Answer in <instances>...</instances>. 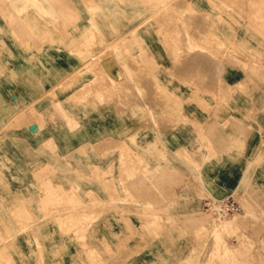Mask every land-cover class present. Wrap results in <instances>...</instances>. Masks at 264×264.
I'll list each match as a JSON object with an SVG mask.
<instances>
[{
    "label": "rangeland",
    "instance_id": "obj_1",
    "mask_svg": "<svg viewBox=\"0 0 264 264\" xmlns=\"http://www.w3.org/2000/svg\"><path fill=\"white\" fill-rule=\"evenodd\" d=\"M116 1L101 0L103 20ZM190 1L134 0L138 24L123 40L106 43L104 29L100 35L87 30L86 37L80 35V47L75 43L64 48L86 61L54 85H32L38 93L17 101L9 97L15 79L35 78L38 63L29 60L31 55L14 60L13 50L30 54L42 47L36 43L47 39L61 43L78 38V30L71 28L76 27L78 0H0V264H264V144L257 147L253 142L264 133V0ZM86 2L92 5L94 0ZM143 33L160 39V45L148 52L141 44H124L126 39L137 42ZM194 44L208 51L197 54ZM198 56L207 63L219 62L221 77L209 76L207 63L194 60ZM173 86L192 90L196 99L182 101L181 108L165 89ZM233 87L239 93L231 94ZM47 98L48 110L41 102ZM191 102L203 117L238 116L245 124L251 142H244L239 153L246 155L242 159L247 165L255 155L259 158L229 190L198 181L206 173L223 181L230 157L197 158L186 150L147 146L144 150L137 140L142 127L136 124L143 115L164 137L175 123L190 122ZM99 106L105 131L109 134L112 127L122 140L107 139V133L93 135L87 117L99 113ZM35 108L40 115L34 118ZM127 117L135 122L128 149ZM35 119L37 134L28 129ZM49 134L56 136V146L48 145ZM97 137L102 139L86 141L77 151L63 148ZM229 196L240 211L227 216L196 203ZM217 215L229 221L218 239L209 232V221L192 220Z\"/></svg>",
    "mask_w": 264,
    "mask_h": 264
},
{
    "label": "crops",
    "instance_id": "obj_2",
    "mask_svg": "<svg viewBox=\"0 0 264 264\" xmlns=\"http://www.w3.org/2000/svg\"><path fill=\"white\" fill-rule=\"evenodd\" d=\"M101 5V0H94V3L92 5L87 4L86 0H78L76 7V27H71L72 29L75 28L78 30V38L70 37L68 40L64 39L65 41H62L61 43L59 41L47 39L44 44L36 43V46L42 47L32 49L30 54L24 52L21 48H15L13 50V55L15 56L14 60L23 61V57L31 55L29 60L37 61L38 66L35 78L27 79L25 76L20 75L19 78L15 79V88L12 91L13 96H9L10 98L14 97L17 101L25 100L27 98V95L38 93L31 88L32 85L37 84L38 87L42 86L43 88L54 85L56 81L60 79V77H62V75H65V73H69L70 71L77 69L81 64V61H86V58L82 60L79 54L74 55L64 48L67 45L69 46L75 43H82L80 42V35L83 33V36L86 37L87 30H98V34L100 35V31L104 29V32L107 34V36H104L103 31L102 35L104 36V39L107 43L109 42V39H114L116 41L118 39L119 41L120 38H123L124 35L128 34L129 32H131V30L133 31L136 28V25L138 23L137 21H134L133 18L134 0H117L115 7L111 8L109 11L108 19L105 20H103V17L99 13V11L101 10ZM146 28L147 27H142L143 31L146 30ZM147 29H149V27ZM85 37L83 41L86 40ZM138 40L137 42H135L132 39H126L124 44L127 46L141 44L142 46L147 47L148 52H150L151 47L160 45V39H152L148 36L146 37L144 36V33L141 39ZM60 46L62 47V49H60ZM164 74L161 75L159 73V77L164 76ZM165 89L169 93H172L174 95V99L176 101H179L180 106L182 105V101L183 103H186L189 99H196V96H193L194 93L192 90L189 92L183 91L181 86H173L172 88L167 87ZM235 93L239 92L234 91L233 87L231 94ZM259 93L260 92H257V94ZM237 99V104L239 105L240 97H237ZM41 102L43 103L42 108L44 107L47 110L51 109L50 99L47 98ZM189 104L190 112H188V115L190 122L182 123L180 121L178 123H175L176 128L168 131L164 137L159 134L158 130H156L155 127L150 128V126H155V123L152 122L149 123V125L146 124V117L143 115L142 122H137L136 124L141 125L142 127L140 140L142 142L143 149L145 150L146 146L151 150L154 148L159 150L164 148L167 151H172L171 149H180L190 152L191 156L197 158L230 157L231 161L227 163V177L223 178V181L222 179L218 178L215 180L212 179L211 173L202 175L201 180L198 181V184L201 186H205L204 184H209L210 188L216 190H229L231 189L229 186L241 181L242 175L245 174L246 169L248 170V168H251L255 157H257V155H255L254 158L249 159V165H247L244 163L248 162L247 159H245L244 162L242 159V157L246 155L243 153H239L242 152V144L246 141H249L245 134V124L240 120L238 116H225L221 118L203 117L199 115L196 103L191 102ZM258 106L259 109H261V102H257V108ZM77 108L79 111L82 109L80 106H78ZM97 109L100 112H94L92 115H89V117H87L88 122L86 123L90 126H94L93 135L99 137L100 134L102 135L103 133H107L105 130L108 126L103 127L101 125V107L99 106L97 107ZM143 114H146L147 118L149 117V114L148 112H146V110ZM33 115L34 118L37 117L38 115H40V111L35 108ZM180 116H182V113H180ZM258 117L259 118H257V122H259L258 124H260V121L262 120L261 114ZM36 123V120H33V122L31 121L28 124L29 131L34 134H37L40 131V127ZM226 123L227 126L225 125ZM157 124H159V122ZM125 125L126 134L124 135V138L126 147L128 149L131 143V137L129 138V135L132 136L134 132V119H130L127 117ZM146 126H149V128H146ZM32 127L34 129H32ZM111 128L112 127H109V134H104V137L109 136L115 141L122 140L121 137L115 135L116 131H113ZM260 134L261 131L259 134H257V136L255 135L253 141L257 147H260ZM88 137L89 139L93 138L91 135ZM98 137L96 139H93V141L84 139L83 141H79L76 145H72V143L64 144L63 148L67 152L77 151L85 145L86 141H89L91 144L99 142L102 137ZM46 139L48 141V145L56 146V136L54 134H49ZM249 142H251V140ZM209 145L212 150L209 149ZM213 149L217 151V153H214ZM238 159H242L241 163L238 161ZM219 171L220 170L217 168L216 174L219 173ZM201 200L202 199L196 200L197 206H199Z\"/></svg>",
    "mask_w": 264,
    "mask_h": 264
},
{
    "label": "bare ground",
    "instance_id": "obj_3",
    "mask_svg": "<svg viewBox=\"0 0 264 264\" xmlns=\"http://www.w3.org/2000/svg\"><path fill=\"white\" fill-rule=\"evenodd\" d=\"M34 1V0H33ZM253 1V0H252ZM181 2V1H180ZM187 2L188 3H191V1L190 0H187ZM168 2H166L165 4H167ZM1 5V4H0ZM249 6V5H248ZM162 7V6H161ZM226 7H228V6H226ZM181 15V14H180ZM184 15V14H183ZM255 15V14H254ZM262 16V15H261ZM183 17V16H182ZM67 20H68V18H67ZM184 21H185V18L183 19ZM173 24V23H172ZM13 27V26H12ZM255 29V28H254ZM132 31V30H131ZM207 32V31H206ZM263 32V31H262ZM178 33V32H177ZM127 36V35H126ZM209 36V35H208ZM124 38V37H123ZM123 38H120V40L121 39H123ZM185 38V37H184ZM29 39V38H28ZM196 39V38H195ZM118 40V39H117ZM199 40V39H198ZM217 40V39H216ZM36 41V40H35ZM45 41V40H44ZM104 41V40H103ZM115 41V40H114ZM197 41V40H196ZM43 42V41H42ZM194 42V41H193ZM211 42V41H210ZM215 42V41H214ZM113 43V42H112ZM114 43H116V42H114ZM83 44V43H82ZM78 45H81V43H78ZM77 45V46H78ZM104 45H106V43L104 44ZM211 45V44H210ZM220 45V44H219ZM109 46V45H108ZM111 46H112V44H111ZM196 49L198 48L197 46H195V44L193 45ZM80 47V46H79ZM220 47V46H219ZM201 48H203V49H201V50H199V48L197 49L198 50V52H197V54L198 53H200V52H207L208 50L206 49V48H204L203 46H201ZM211 48V47H210ZM94 50H96V49H94ZM196 50V51H197ZM142 51V50H141ZM192 51V50H191ZM196 51H195V53H196ZM84 53V52H83ZM96 53V52H95ZM142 53V52H141ZM194 53V52H193ZM202 53L201 54H199V56H201L202 55ZM183 54V53H182ZM99 55V54H98ZM194 55V54H193ZM203 55H205L204 53H203ZM202 55V56H203ZM210 55V54H209ZM196 56V55H195ZM198 56V58H196V59H194V60H196V61H199L200 60V57ZM197 57V56H196ZM204 57V56H203ZM95 58H97V57H95ZM205 58V57H204ZM203 58V59H204ZM103 58H100V60H102ZM108 59V58H107ZM107 59H105L106 60V62H107ZM202 59V60H203ZM206 59V58H205ZM241 59V58H240ZM202 60H200V61H202ZM258 60V59H257ZM109 61H112V60H108V62ZM190 61V60H189ZM203 61H205V60H203ZM202 61V62H203ZM194 62V61H193ZM206 63H207V61H205ZM204 62V63H205ZM221 62V61H220ZM99 63H100V61H99ZM101 63H103V61L101 62ZM105 63V62H104ZM103 63V64H104ZM97 64V63H96ZM203 64V63H202ZM209 64V65H208ZM112 65V64H111ZM201 65V64H200ZM104 66H109L108 64L107 65H104ZM114 66V65H113ZM204 66V65H203ZM203 66H202V68H203ZM207 71L209 72V76L210 75H213L214 77L216 76V78H218V76H220L219 75V72H220V70H221V72H223L222 71V68L220 69V64H219V62H214L213 64L212 63H207ZM101 67H102V65H101ZM120 67V66H119ZM194 68L196 67V66H193ZM106 69V68H105ZM121 69V68H120ZM224 70V69H223ZM105 71V70H104ZM197 71H199V70H197ZM215 71V72H214ZM95 72V71H94ZM200 72V71H199ZM213 73V74H212ZM96 75V74H95ZM108 76V75H107ZM109 76H111V75H109ZM192 76V75H191ZM197 76V75H196ZM207 76H208V74H207ZM104 77V76H103ZM221 77V76H220ZM104 79V78H103ZM110 79L113 81V80H116V79H114V77H110ZM219 79V78H218ZM121 80H123V79H121ZM213 80V79H212ZM103 81V80H102ZM120 82V81H119ZM131 83V82H130ZM224 83V82H223ZM100 85V84H99ZM126 85V84H125ZM103 86V85H102ZM202 86V85H201ZM222 86H223V84H222ZM224 86H226V84L224 85ZM83 87H85L84 85L81 87L82 89H83ZM90 88V87H89ZM88 88V91L90 92V90H92V89H89ZM101 88V90H102V87H100ZM128 88V87H127ZM133 88V87H132ZM211 88V87H210ZM216 88V87H215ZM129 89H130V87H129ZM87 90V89H86ZM110 90V89H109ZM217 90V89H216ZM224 91V90H223ZM102 92V91H101ZM216 92V91H215ZM135 93V92H134ZM82 94H87L86 92H84V93H82ZM89 94V93H88ZM135 95H137V94H135ZM217 95V94H216ZM75 96V95H74ZM85 96H87V95H85ZM106 96V95H105ZM107 97V96H106ZM132 97V96H131ZM139 97V96H138ZM113 98V97H112ZM120 98V97H119ZM136 100V99H135ZM141 100H143V99H141ZM141 100H139V101H141ZM74 101V100H73ZM138 101V102H139ZM145 101V100H144ZM196 101V100H195ZM146 102V101H145ZM197 102H198V100H197ZM32 103V102H31ZM114 103V102H113ZM144 103V102H143ZM147 103V102H146ZM139 105H140V102H139ZM201 105V104H200ZM216 107V106H215ZM23 110V109H22ZM25 111V110H24ZM30 111V110H29ZM32 111V110H31ZM34 112V111H33ZM24 113V112H23ZM36 115V114H35ZM64 115V114H63ZM14 117V116H13ZM12 117V118H13ZM36 120V119H35ZM9 121V120H8ZM32 122H33V120H32ZM194 123V122H193ZM7 124V123H6ZM19 124H20V122H19ZM34 124H35V122H34ZM37 124V123H36ZM8 125H9V123H8ZM12 126H14V125H12ZM18 126V125H17ZM36 127V126H35ZM1 128V127H0ZM10 128V127H9ZM39 128V127H38ZM32 129H34L33 127H32ZM36 130V129H35ZM136 133V132H135ZM137 135H139V134H137ZM133 136V135H132ZM132 136L131 135H129V138L131 137L132 138ZM134 137V136H133ZM107 139H110L109 137H106ZM130 138V139H131ZM133 139V138H132ZM131 139V140H132ZM105 140V139H104ZM138 140V139H137ZM140 140V139H139ZM50 141V140H49ZM133 141V140H132ZM51 142V141H50ZM124 143V142H123ZM53 144V143H52ZM121 144V143H120ZM117 145H119V144H117ZM124 146V145H123ZM137 146H138V144H137ZM156 146V145H155ZM53 147V146H52ZM117 147V146H116ZM120 148H121V145L119 146ZM139 147V146H138ZM118 148V147H117ZM136 148V147H135ZM140 149H142L141 148V146H140ZM146 150V149H145ZM131 151V150H130ZM137 152H138V150H136ZM143 151V150H142ZM139 154V153H138ZM142 155V154H141ZM133 156V155H132ZM260 156V155H259ZM262 156V155H261ZM3 158V157H2ZM256 158H259V157H256ZM0 160H2V159H0ZM256 160V159H255ZM4 161V160H3ZM140 162V161H139ZM138 164V163H137ZM140 165V164H139ZM162 168V167H161ZM110 169V168H109ZM142 169V168H141ZM92 170V169H91ZM144 170V169H143ZM96 171V170H95ZM192 183V182H191ZM49 190V189H48ZM70 196V195H69ZM124 196V195H123ZM123 198V197H122ZM98 201V200H97ZM102 206V205H101ZM97 210H98V208H96ZM25 210V209H24ZM101 210V209H100ZM121 214V213H120ZM50 216V215H49ZM51 217V216H50ZM164 219V218H163ZM156 220V219H155ZM192 220H195V221H209L210 223H211V231H209V232H212V236H214L216 239H218L219 238V236H220V233H221V231L223 230V228H225L226 226H227V222H229V221H224L223 219H222V217L221 216H219V215H217L216 217H210V218H208L207 216H202V217H198V218H195V217H193L192 218ZM161 221V220H160ZM159 222V221H158ZM153 223V222H152ZM163 223V222H162ZM167 223V222H166ZM151 224V223H150ZM154 225H155V222H154ZM168 225V224H167ZM204 225V224H203ZM207 225V224H206ZM205 225V226H206ZM224 225H226V226H224ZM79 226H81V225H79ZM152 226V225H151ZM161 226V225H160ZM159 226V227H160ZM232 226H233V224H232ZM158 227V226H157ZM161 227H163V226H161ZM228 228V227H227ZM76 230V229H75ZM79 230V229H78ZM156 231V230H155ZM159 231V230H158ZM162 231V230H161ZM160 231V232H161ZM208 232V231H207ZM209 234V233H208ZM223 236V235H222ZM211 237V236H210ZM209 240V239H208ZM205 241V240H204ZM213 241V240H212ZM226 241V240H225ZM241 241V240H240ZM264 241V240H263ZM78 242V241H77ZM119 242V241H118ZM148 242V241H147ZM207 243H208V241H207ZM211 243V242H210ZM221 244H222V242H221ZM207 245V244H206ZM209 246V245H208ZM206 247V246H205ZM211 247V246H210ZM203 248H204V246H203ZM209 248V247H208ZM205 251H207V250H205ZM246 253V252H245ZM55 254V253H54ZM247 254V253H246ZM203 255V254H202ZM201 256V255H200ZM199 256V257H200ZM205 257H206V255H205ZM206 259V258H205ZM199 260H200V258H199ZM204 260V259H203ZM233 261V260H232ZM226 264V263H225ZM236 264V263H235Z\"/></svg>",
    "mask_w": 264,
    "mask_h": 264
},
{
    "label": "built area",
    "instance_id": "obj_4",
    "mask_svg": "<svg viewBox=\"0 0 264 264\" xmlns=\"http://www.w3.org/2000/svg\"><path fill=\"white\" fill-rule=\"evenodd\" d=\"M259 144L260 146L264 144V133H261L259 136ZM199 207H201L202 210H215L221 216L231 215L240 211L239 204L231 196L213 201H210L209 199H202Z\"/></svg>",
    "mask_w": 264,
    "mask_h": 264
}]
</instances>
